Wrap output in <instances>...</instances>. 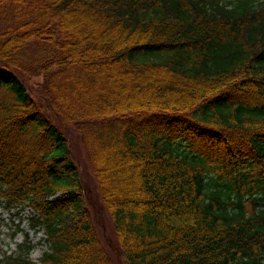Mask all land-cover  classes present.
<instances>
[{"label": "trees", "instance_id": "trees-1", "mask_svg": "<svg viewBox=\"0 0 264 264\" xmlns=\"http://www.w3.org/2000/svg\"><path fill=\"white\" fill-rule=\"evenodd\" d=\"M0 200L41 264H264V0H0Z\"/></svg>", "mask_w": 264, "mask_h": 264}, {"label": "rangeland", "instance_id": "rangeland-1", "mask_svg": "<svg viewBox=\"0 0 264 264\" xmlns=\"http://www.w3.org/2000/svg\"><path fill=\"white\" fill-rule=\"evenodd\" d=\"M258 1H261V0H258ZM33 79H34V81L38 82L39 80H41V77L38 76V77H34ZM68 133H69L70 140L74 143L73 144V147H74L73 152L77 156L78 160L81 161V165L84 166L83 159H82L83 155H82V152L80 149L81 147L79 146L80 142L77 141V139L79 140L77 132L72 127H70L68 129ZM81 173H82V177H83L84 182L90 188L91 197L96 198V200L98 202L96 204V206L98 208V214L96 216V221L98 222V224L96 226L97 233L99 234V236L101 238H111L114 236V232L112 230L110 220L107 217V213L101 207L99 199L97 198V190H96L94 180H93L92 176L87 171L81 169ZM99 205L102 209H99ZM31 215H32V212L28 208L24 209V211L21 212L20 214L16 213L13 210L8 211L5 204L0 200V226L5 227L12 236H15L18 231L22 230V224H23L24 219L25 218L29 219L31 217ZM19 221H20V223H19ZM17 226L21 230H18L15 232V230L17 229ZM24 227H27V225H24ZM26 236H27V232L24 233V239ZM28 241L30 242V245L32 247L33 246L32 242L29 239H28ZM108 250L110 251L112 258L115 261L114 262L115 264H124L123 262H121V260H119V262H118L116 255H115V253H113L112 250H110L109 248H108ZM4 253L5 252L3 250H0V259Z\"/></svg>", "mask_w": 264, "mask_h": 264}, {"label": "clouds", "instance_id": "clouds-1", "mask_svg": "<svg viewBox=\"0 0 264 264\" xmlns=\"http://www.w3.org/2000/svg\"><path fill=\"white\" fill-rule=\"evenodd\" d=\"M27 225V227H24ZM27 232V238L32 242V247L26 250L25 258L29 264H41L45 254H52L51 243L46 228L41 225L32 227L30 219L25 218L22 224V230L12 236L8 230L0 226V250L11 255L13 252L19 253V245L24 242V233Z\"/></svg>", "mask_w": 264, "mask_h": 264}]
</instances>
